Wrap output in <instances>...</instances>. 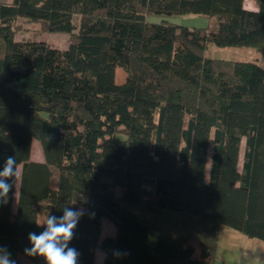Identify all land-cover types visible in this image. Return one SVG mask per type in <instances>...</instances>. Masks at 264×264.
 Masks as SVG:
<instances>
[{
	"label": "trees",
	"instance_id": "obj_1",
	"mask_svg": "<svg viewBox=\"0 0 264 264\" xmlns=\"http://www.w3.org/2000/svg\"><path fill=\"white\" fill-rule=\"evenodd\" d=\"M252 1L0 0V168L21 165L0 246L16 264H45L25 255L28 234L67 206L86 211L69 245L79 264L98 248L101 264H213L220 224L264 240V63L203 52L264 49V0ZM18 17L67 46L16 40Z\"/></svg>",
	"mask_w": 264,
	"mask_h": 264
},
{
	"label": "rangeland",
	"instance_id": "obj_2",
	"mask_svg": "<svg viewBox=\"0 0 264 264\" xmlns=\"http://www.w3.org/2000/svg\"><path fill=\"white\" fill-rule=\"evenodd\" d=\"M8 1V0H7ZM148 21H160L162 19L174 22L176 24L186 25V26H195L200 27L206 25L208 19L205 16L192 14V13H186V14H173V15H165V14H153L150 13L147 16H145ZM14 23V38L16 40L21 39H35V40H43L49 43L51 46H54L56 48L59 47V49L65 48L68 44V41L70 39V35L65 32L60 31H47L41 25L37 22H30L24 18L18 17L15 19ZM205 56L209 57H223L228 59H234V60H253L255 62L264 63V49H254L252 47H237V46H217L213 43H208L205 50L203 51ZM115 81L118 83H121L123 81V78H125L126 73L120 66L116 65L115 67ZM37 140H32L31 145V151H30V159L41 161L43 160L42 157V151L41 147L38 144ZM21 165H18V178L15 183L14 188V197H13V206H15L17 195L18 193V186H19V179H20V170ZM12 206V207H13ZM14 208V207H13ZM43 216L40 215L39 219L40 221L43 219ZM114 225L109 220L102 218L101 223V236L104 235H113L114 233ZM219 233L217 236V246L215 247V254L218 249L219 254L218 258L215 259L216 263H221L222 259H229L230 251L227 249L232 248L233 244H236L237 247V239L233 240L231 239L227 234L234 232L235 235L240 236L241 238H247L246 235H244L242 232H239L225 224H220L219 226ZM255 240H258L262 243H264V240H260L257 238H254ZM241 246L240 244H238ZM103 251L98 248L95 252V258H94V264H101L102 257H103ZM227 252V254H226ZM214 254V256H215ZM223 262V261H222ZM29 264H36L33 262H29Z\"/></svg>",
	"mask_w": 264,
	"mask_h": 264
},
{
	"label": "clouds",
	"instance_id": "obj_3",
	"mask_svg": "<svg viewBox=\"0 0 264 264\" xmlns=\"http://www.w3.org/2000/svg\"><path fill=\"white\" fill-rule=\"evenodd\" d=\"M18 175L16 158L7 157L0 168V204L8 202L9 193L15 187ZM62 212L61 216L48 214L42 222H36L37 226L42 227L43 230L28 234L31 246L24 249L26 256L42 257L45 264H79L80 252L69 245L86 211L83 208L67 206L62 209ZM0 264H16V261L11 258V253L4 246H0Z\"/></svg>",
	"mask_w": 264,
	"mask_h": 264
},
{
	"label": "crops",
	"instance_id": "obj_4",
	"mask_svg": "<svg viewBox=\"0 0 264 264\" xmlns=\"http://www.w3.org/2000/svg\"><path fill=\"white\" fill-rule=\"evenodd\" d=\"M243 5L247 9H256V5L252 0H243ZM227 235L233 240L235 238L238 240L236 242L237 247L236 244H233V246H231L232 248L227 249L230 251V258L222 259L223 262L221 261V263L218 264H264V243L255 240V237L247 236V238H241L240 236L235 235L234 232H230ZM218 254L219 251L217 249L213 264L216 263L215 259L218 258Z\"/></svg>",
	"mask_w": 264,
	"mask_h": 264
}]
</instances>
